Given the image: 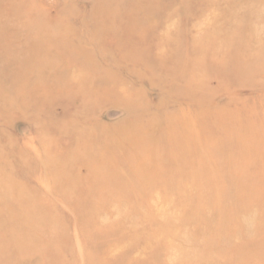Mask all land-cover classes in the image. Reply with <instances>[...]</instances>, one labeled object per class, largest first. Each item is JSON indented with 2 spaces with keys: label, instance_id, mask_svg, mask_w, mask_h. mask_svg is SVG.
Wrapping results in <instances>:
<instances>
[{
  "label": "rangeland",
  "instance_id": "rangeland-1",
  "mask_svg": "<svg viewBox=\"0 0 264 264\" xmlns=\"http://www.w3.org/2000/svg\"><path fill=\"white\" fill-rule=\"evenodd\" d=\"M0 264H264V0H0Z\"/></svg>",
  "mask_w": 264,
  "mask_h": 264
},
{
  "label": "bare ground",
  "instance_id": "bare-ground-1",
  "mask_svg": "<svg viewBox=\"0 0 264 264\" xmlns=\"http://www.w3.org/2000/svg\"><path fill=\"white\" fill-rule=\"evenodd\" d=\"M49 32V31H48Z\"/></svg>",
  "mask_w": 264,
  "mask_h": 264
}]
</instances>
